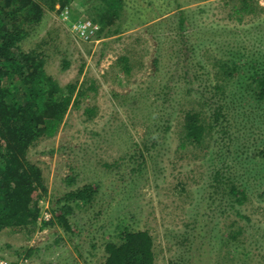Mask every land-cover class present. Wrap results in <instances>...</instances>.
<instances>
[{"label":"rangeland","instance_id":"rangeland-1","mask_svg":"<svg viewBox=\"0 0 264 264\" xmlns=\"http://www.w3.org/2000/svg\"><path fill=\"white\" fill-rule=\"evenodd\" d=\"M54 7L22 50L49 52L70 104L27 153L46 196L37 218L0 233V263L106 264L109 246L145 232L156 264H264V99L248 80L264 75V0ZM239 64L245 80L211 89ZM189 111L220 132L184 144ZM230 177L244 205L224 200Z\"/></svg>","mask_w":264,"mask_h":264},{"label":"trees","instance_id":"trees-1","mask_svg":"<svg viewBox=\"0 0 264 264\" xmlns=\"http://www.w3.org/2000/svg\"><path fill=\"white\" fill-rule=\"evenodd\" d=\"M55 3L56 0H0V233L17 226L18 219L38 217L46 188L39 169L27 160V153L38 141L51 138L60 130L70 104V98H64L61 85L44 70V58L49 57V52L37 54L40 47L30 52L22 50V44L44 23L47 13L55 9ZM245 68L246 64L221 68L224 70L220 74L222 86L216 83L211 89L222 90L230 84L236 71L245 80ZM254 75H249L248 80L258 82L260 89L256 94L261 101L264 75ZM190 84L194 86V82ZM239 84L242 85L240 80ZM193 91L198 94L197 90ZM247 106L246 103L240 108L236 119L248 117ZM200 115L193 111L186 113L184 144L192 143V139L199 142L207 136L212 139L211 133L220 132ZM227 180L231 185L223 192L224 200L230 198L238 202L236 206L244 205L246 192H239L231 177ZM236 206L231 208L236 211ZM127 234L121 247L109 246L106 264H156L155 244L147 233Z\"/></svg>","mask_w":264,"mask_h":264},{"label":"built area","instance_id":"built-area-1","mask_svg":"<svg viewBox=\"0 0 264 264\" xmlns=\"http://www.w3.org/2000/svg\"><path fill=\"white\" fill-rule=\"evenodd\" d=\"M1 264V263H0Z\"/></svg>","mask_w":264,"mask_h":264}]
</instances>
